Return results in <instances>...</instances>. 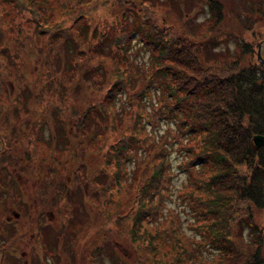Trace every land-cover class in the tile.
<instances>
[{
	"label": "trees",
	"instance_id": "trees-1",
	"mask_svg": "<svg viewBox=\"0 0 264 264\" xmlns=\"http://www.w3.org/2000/svg\"><path fill=\"white\" fill-rule=\"evenodd\" d=\"M7 1L31 11L34 32L43 37L45 59L55 62L49 55L59 52L71 62L54 92L62 104L54 106L50 100L42 107L34 105L36 118L25 121L33 106L25 105L28 95L12 98L3 85V73H11L4 68L5 45L13 30L0 19V216L8 203L25 206L19 175L28 173L37 178L32 204L63 215L65 235L76 236L74 228L86 223L88 235L103 240L88 245L91 264H106L104 251L116 260L111 264H239L244 258L242 264H264V232L253 221V212L264 208V63L250 57L241 65L250 52L245 42L235 53L213 48L206 56L199 54L215 43L205 27L212 32L221 20V0H207L213 15L206 22L185 21L178 0H163L160 11L154 4L158 0H119L118 19L108 24L112 34L106 32V22L99 30L88 21L92 10L84 5L97 4L95 0ZM260 5L257 0L253 13L260 12ZM59 11L67 15L65 20L59 16L52 21L46 15ZM170 13L180 25L166 23ZM80 23L87 26L72 34ZM94 39L98 46H91ZM140 50L148 52L147 61L136 59ZM228 55L235 57L229 64L209 63ZM105 57L113 61L109 74L103 69ZM84 65L100 78L90 77L83 84ZM15 72L16 79L22 71ZM49 72L52 68L45 66L39 75L47 78ZM43 86L32 96L40 102ZM72 86L83 91L80 98L67 91ZM79 101L82 107L74 106ZM44 117L55 127L48 138L42 134ZM256 135L263 137L259 146L254 144ZM174 153L185 174L178 198L192 212L188 224L166 203L179 177ZM65 159L70 165L62 175L58 165ZM11 161L18 166L14 171ZM88 164L95 166L90 182L85 176ZM101 176L119 188L107 182L98 185ZM81 181L88 190L78 187ZM127 185L132 196L123 200L118 192ZM54 199L56 204L51 203ZM5 221L1 235L9 229ZM237 224L243 227L239 233ZM8 233V238L0 236V264H21L7 252L17 241L14 230ZM113 240L128 244L130 262L112 253ZM7 256L11 261L4 260ZM85 258L79 256L78 262Z\"/></svg>",
	"mask_w": 264,
	"mask_h": 264
},
{
	"label": "rangeland",
	"instance_id": "rangeland-1",
	"mask_svg": "<svg viewBox=\"0 0 264 264\" xmlns=\"http://www.w3.org/2000/svg\"><path fill=\"white\" fill-rule=\"evenodd\" d=\"M54 4L56 1L51 0ZM103 0H95L97 4L92 3L88 4L86 3L84 6L89 7L92 12L88 15V21L90 23H94V25H98L99 30H104V27H102V24L106 22V32L109 34H112L113 28L112 26L108 25L109 22H116L118 19V13L122 9L121 5H119V0H108L104 1L101 5V2ZM159 3L155 4L156 9L160 11L161 5H165L164 1L158 0ZM172 1V0H168ZM180 1V7L182 11V15L185 16L183 19L186 21L187 18L195 20V21H202L207 18L213 13L212 9L208 5L207 0H186V4L184 7L181 5L183 4L182 0ZM219 1V0H218ZM260 2V6H258V10L260 12L253 13L254 6L256 5L257 0H221L219 1L221 3L220 8V14H221V20L218 22V25L214 28L212 32H209L207 27H205L206 34L210 35L212 39H215V43H210L208 49L206 50H199V54L202 56H206L208 53H212V49L216 48L218 49V53L225 52H232L235 53L237 50V46L239 47L241 42H245L247 45V48L250 50V52L246 53L243 56L244 61L241 62V65L246 64L245 62L251 58L252 61H257L260 63H264V0H258ZM56 8L61 10V7L58 3L55 4ZM98 6V7H97ZM161 6V7H160ZM160 7V8H159ZM263 7V8H262ZM164 10V9H161ZM59 14H55L54 12H48L46 15L50 20H55L57 17H61L63 20L67 18V15L58 12ZM261 14V15H260ZM260 15V16H259ZM31 11L28 9H18L11 2H8L7 0H0V19L8 28H11L13 30L11 37H9V41L5 45L6 47V67L11 69V73H3L4 81L3 85L5 86V90H9L11 92V97H15L16 95L25 93L28 95V98L26 99L25 105H33L28 108V113L25 118V121H29L31 123L36 118L37 114V108L34 106H45L47 102L50 100H53L52 102L54 106L57 103L62 104V101L60 98H56L54 96V92L59 89V86L61 85V82L63 79H65L68 75L67 66H69V60L71 62V57H65L64 54H61L59 52L52 53L49 55V57H54L55 62H53V59L47 58L45 59L44 54L42 53L41 49L43 48V37L39 34L35 33L36 27L32 26V22L29 19V17H32ZM166 16V23H176L177 25H180V20L177 19L176 16L172 15L171 13ZM0 20V21H1ZM206 22V21H205ZM67 25L70 24V21L66 22ZM84 23L76 24L73 26V28L70 30L72 34H74L75 31H80L81 26ZM87 25L84 24L83 27H86ZM85 34V33H84ZM206 35V36H207ZM199 38V34H198ZM98 46L97 41L94 39L91 42V46ZM94 50V49H92ZM217 53V52H216ZM234 56L226 58H220L217 59L214 58L212 60H209V63L214 64H229ZM137 60H145L148 59V52L140 50L136 56ZM66 61V62H65ZM208 61V60H207ZM45 66H49L52 68V72H49L48 77L44 78L40 74L41 69ZM87 65H84L81 67V75L82 79L85 80V83L87 81H90V77H95L96 80H98L100 77L96 74H94L92 71H85ZM113 67V61L111 60V57H105L103 60V69H107V74L112 70ZM19 68L21 72V75H18L15 79V76H12V74H16L15 70ZM5 74V75H4ZM9 76H12L11 81H8L7 79ZM42 77V78H41ZM5 80H7L5 82ZM48 83V85H47ZM40 84H42L43 89H41L42 93L44 94L41 102L38 99H35V97H32L33 94H35V90L39 88ZM83 86V85H82ZM49 89V91H48ZM68 92L76 93V95L79 97L83 93L76 91L75 87L72 86L70 89L67 90ZM76 91V92H75ZM33 92V93H32ZM88 92V90H87ZM80 98V97H79ZM58 102H57V101ZM66 102V99H64ZM50 103V102H49ZM84 105V104H83ZM74 106L76 107H82V104L79 102L74 103ZM14 113H11L13 115ZM45 122H43V129L42 134L44 137L48 138L55 132L54 124L50 121L48 117H44ZM56 142H53L55 145ZM12 147V145H10ZM7 150V149H6ZM174 156V157H173ZM172 161L173 166L176 170L179 171V177H175L173 183V196L171 200H166V203H168L169 206H171L173 209L177 210V212L182 216L181 218H184L185 221L190 222L191 214L192 212L186 207L185 205H182L180 199L178 196L180 195V192L182 190L183 181L185 180V174L182 170L178 169L177 163L180 159V157H177V154H172ZM7 159V158H6ZM92 156L87 157V160L91 161ZM63 163L64 165H58V169L60 170V174L64 175L66 170L68 169L70 163H68L67 159ZM15 161H11L8 163V165H11L14 171L16 167H18L16 164H14ZM3 166L2 163H0V168ZM130 166V165H129ZM95 169V166L93 164H88V167L86 169L85 176L87 179H90L93 177V171ZM206 170V167L203 171ZM207 171V170H206ZM25 175V177H24ZM23 178V179H22ZM36 176L33 174L24 173L22 176L19 175V190L21 194L22 200L25 202V206L18 207L16 206L15 202L13 203L14 206L5 208L4 210L1 209V215L0 216V225L6 223L5 220H7L9 229L3 232L1 235L0 230V236L3 237H9V230L15 231V239L16 244L13 248L10 250L7 249V252L13 256H18L20 259V263L23 262V259L31 258V264H42L44 263L45 258H51L58 256V253L60 249L57 247L58 241L56 239V236L59 237V242L61 241V235H65V221L64 216L60 213L54 212L55 219H51V215L48 214V207L43 206L41 208V205H39L38 209H36L35 204H32V194L37 190V187L34 186V182L36 180ZM111 184L115 188H119L114 181L111 179L107 181L105 176L100 177V181L97 182L98 185L100 184ZM90 186V183H89ZM1 187H4V185L0 184ZM78 187L81 189L85 187V190H88V184H85L83 181L79 183ZM132 186L127 185L123 189H120L118 192L121 199H127L132 196ZM89 203V200H87ZM51 203L56 204L57 200H53ZM87 202L85 205H89ZM68 207V210L71 211V208H69V204L66 205ZM13 212H18L17 216L13 215ZM191 213V214H190ZM10 216V218H7ZM2 217V221H1ZM51 221V222H50ZM253 221L258 224L263 229L264 232V208L260 211H254L253 212ZM184 222V227L186 231L190 235H194L195 232L191 227L189 228V225H187ZM238 227V228H236ZM188 228L190 231H188ZM241 229V226H238V224L235 226V231L237 233L238 229ZM77 230L76 236H72L76 239V245L78 248V251L80 252L79 247L81 245L84 246V243L89 244L91 246H96L103 244V240L101 238H95V235H88V225L84 223L83 225H80L78 227L74 228ZM243 230V227L242 229ZM70 231V228H69ZM241 235V234H240ZM242 239L244 242H246L245 235L242 234ZM72 238V240H73ZM81 240V242H80ZM95 240V241H94ZM236 241H239V238L235 239ZM240 240V241H241ZM114 241V240H113ZM242 241V242H243ZM94 242V243H93ZM94 244V245H93ZM115 248L113 252L116 253V257L118 259L123 260H129V253L128 244L125 242L119 243L114 241ZM214 250V249H212ZM22 251H24V255H22ZM91 252V254H90ZM214 252V251H213ZM73 253H70L69 256H72ZM83 255L86 256L85 259H83V264H91L88 260V257L92 254L91 249L89 251L83 252ZM104 256V261L106 264H111L110 262H116V260H112L114 257L113 255L108 254L106 251L102 253ZM23 256V257H22ZM68 256V255H67ZM66 256V258H68ZM81 257V254L79 255ZM263 256H264V249H263ZM22 257V258H21ZM78 257V256H77ZM5 261L10 260L11 258L9 256L4 258ZM243 260H246V258L239 261V264H242L244 262ZM82 260L80 261L81 264ZM7 263V262H6ZM75 264V261H74Z\"/></svg>",
	"mask_w": 264,
	"mask_h": 264
},
{
	"label": "flooded vegetation",
	"instance_id": "flooded-vegetation-1",
	"mask_svg": "<svg viewBox=\"0 0 264 264\" xmlns=\"http://www.w3.org/2000/svg\"><path fill=\"white\" fill-rule=\"evenodd\" d=\"M48 214H50L52 216L51 219H55V218H53L54 217L53 211L48 210ZM13 215L17 216L18 212H13ZM7 218H10V216H8ZM61 236H62L61 237L62 239L60 242H59V237L56 236V239L58 241L57 247L60 249L58 256H56L54 258L53 257L45 258L44 263H42V264H74V261H75V264H80V262H78V257L80 254L82 257L83 252L86 251L89 244L84 243V246L81 245L79 247L80 252H76V251H78V248L76 245V239L77 238H73L72 236H67V235H63V234ZM72 238H73V240H72ZM70 253H73L72 256H69ZM22 255H24V251H22ZM66 256L68 258H66ZM25 262H26V264L31 263L29 258L23 259V262H21V264H24ZM81 264H83V261L81 262Z\"/></svg>",
	"mask_w": 264,
	"mask_h": 264
},
{
	"label": "water",
	"instance_id": "water-1",
	"mask_svg": "<svg viewBox=\"0 0 264 264\" xmlns=\"http://www.w3.org/2000/svg\"><path fill=\"white\" fill-rule=\"evenodd\" d=\"M262 143H263V137H262L261 135H256V136L254 137V144H255L256 146H259V145L262 144ZM24 264H26V262H25Z\"/></svg>",
	"mask_w": 264,
	"mask_h": 264
}]
</instances>
